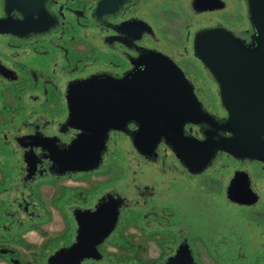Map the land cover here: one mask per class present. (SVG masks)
<instances>
[{
    "label": "flooded vegetation",
    "instance_id": "af4514ba",
    "mask_svg": "<svg viewBox=\"0 0 264 264\" xmlns=\"http://www.w3.org/2000/svg\"><path fill=\"white\" fill-rule=\"evenodd\" d=\"M100 1L46 0L23 13L18 2L0 0V264H166L185 246L193 264L208 256L264 264L262 160L217 150L191 172L164 139L151 153L139 151L132 136L140 125L131 121L108 131L97 168L68 169L96 151L84 121L90 114L70 118L71 85L78 84L77 103L88 101L79 83L92 75L139 86L130 80L142 77L149 53L173 61L204 111L223 123L219 84L195 56V36L208 33L206 59L219 48L255 54L264 0H127L115 10ZM181 131L198 142L230 136L209 123H184ZM181 198L217 217L216 241H192L197 230ZM221 206L231 215L218 220Z\"/></svg>",
    "mask_w": 264,
    "mask_h": 264
},
{
    "label": "water",
    "instance_id": "95a60500",
    "mask_svg": "<svg viewBox=\"0 0 264 264\" xmlns=\"http://www.w3.org/2000/svg\"><path fill=\"white\" fill-rule=\"evenodd\" d=\"M7 1L18 2L15 7L24 13L37 12L46 0ZM126 1L101 0L99 7L115 10ZM256 26L259 47L251 55L243 56L219 48L215 55H208L209 59H206L201 41L208 33L199 32L195 36V56L209 68L219 84L221 106L227 113L226 119L219 125L204 111L181 69L160 53L143 56L145 67L142 77L130 80L138 81L139 86L134 83L133 86L118 88L109 84L103 76L92 75L79 83L88 101L77 103L73 97L78 84H72L68 96L70 118L76 120L78 113L90 114L84 121L92 124L96 151L95 156L89 159L81 154V166L68 169L88 171L97 168L108 131L119 129L131 121L140 125L139 131L132 136L133 145L139 151L151 153L164 139L191 172L202 171L217 150L240 159L264 161V20ZM184 123H209L216 131L227 132L230 136L215 143L209 136L203 142L183 138L181 128ZM115 221L116 215L108 233ZM166 264H193V261L185 246Z\"/></svg>",
    "mask_w": 264,
    "mask_h": 264
},
{
    "label": "rangeland",
    "instance_id": "374dc122",
    "mask_svg": "<svg viewBox=\"0 0 264 264\" xmlns=\"http://www.w3.org/2000/svg\"><path fill=\"white\" fill-rule=\"evenodd\" d=\"M186 200H187L186 198H181L180 199V205H181V209H182L183 214H185L187 216L186 221L190 225L191 229L197 230V232L195 230H193L194 236H193V238H191L192 241H194V240L200 241V238H202L203 240H206V241H216L215 237H214V239L210 237V234H211L210 231L212 230L211 229V223L214 222L217 219V217L215 215L211 214L210 211H202L201 212L199 210L193 209L192 205ZM218 214H219L218 220L231 215L230 209L225 208L224 206H221L219 208ZM129 231H130V233L127 232L126 235L133 237V239H132L133 241H131L133 246L137 245L136 233H134V231L132 229ZM217 231L219 232L220 230L217 229ZM198 232H200V233H198ZM163 237H167V235L164 234L161 236V238H163ZM218 240H220V239H218ZM109 250L112 254L116 251L114 248H110ZM158 252L160 253V248H159ZM149 255L151 256L152 254H149ZM117 256H119V254H117ZM206 264H218V263H215V261L212 260L210 258V256H208Z\"/></svg>",
    "mask_w": 264,
    "mask_h": 264
}]
</instances>
